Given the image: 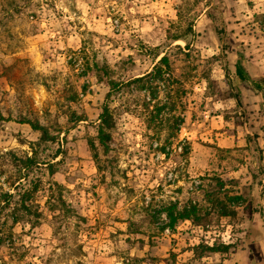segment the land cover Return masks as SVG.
Masks as SVG:
<instances>
[{
    "label": "rangeland",
    "instance_id": "rangeland-1",
    "mask_svg": "<svg viewBox=\"0 0 264 264\" xmlns=\"http://www.w3.org/2000/svg\"><path fill=\"white\" fill-rule=\"evenodd\" d=\"M0 228V264H264V0H0Z\"/></svg>",
    "mask_w": 264,
    "mask_h": 264
},
{
    "label": "trees",
    "instance_id": "trees-1",
    "mask_svg": "<svg viewBox=\"0 0 264 264\" xmlns=\"http://www.w3.org/2000/svg\"><path fill=\"white\" fill-rule=\"evenodd\" d=\"M188 28L189 30L192 31V28L190 26ZM176 38H184V37H182V35H179ZM187 45L188 44L186 43L185 46ZM240 55L241 54H239L238 59L234 64L236 76L242 81L250 80L255 88H261L260 87L261 85L256 81V78L251 77L247 73L245 67L241 63ZM162 65L168 66V60L166 55L160 56L157 62L153 64L150 72L152 73V71H155V73L158 76H160V74L162 73L161 71ZM150 72H147L144 75H149ZM142 76L134 77L129 81L123 82L121 84H118L117 82L110 80L109 83L110 87H109V91L107 92V96L110 95L111 91L116 90L123 84H128L130 82L138 81L142 78ZM24 122L28 123L32 129L39 131L41 140L46 141L52 138V136L49 135L47 128L43 125H40L36 120L27 119ZM112 126H113V119L110 113V109L107 104H104L99 114V124L97 127V138L102 146H106L107 142L109 141L110 139L109 129ZM25 161L31 164L33 162V157L27 156ZM48 168L50 174L54 173L55 170L51 163L48 164ZM211 178L215 180L218 188L220 189V190L217 189V191L223 193L222 197H218L217 195H215L214 194L215 192L208 193V195H210V201L212 203V207L215 210L214 213L217 214V216L235 215L236 212L235 207L240 203H242L241 200L244 201V197L240 193H236V192L229 193L230 190L225 187V182L219 176H213ZM162 211L164 212V216L166 218L165 226H168L171 229L174 228V226L179 221H183L185 219L190 220L194 224H201L206 220L207 216H209L210 214V211L206 209L203 210L196 202L194 203L190 202L189 204L183 205L181 207L178 206L176 202H170L168 205L163 207ZM0 232H1V228H0ZM230 246L231 244L229 243H214L212 245L198 244L194 246L195 248L194 250L200 247L201 249L196 250V252L201 257L205 251L227 252Z\"/></svg>",
    "mask_w": 264,
    "mask_h": 264
}]
</instances>
